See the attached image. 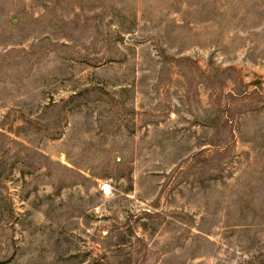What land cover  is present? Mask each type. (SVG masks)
<instances>
[{
  "label": "rangeland",
  "instance_id": "rangeland-1",
  "mask_svg": "<svg viewBox=\"0 0 264 264\" xmlns=\"http://www.w3.org/2000/svg\"><path fill=\"white\" fill-rule=\"evenodd\" d=\"M0 264H264V0H0Z\"/></svg>",
  "mask_w": 264,
  "mask_h": 264
}]
</instances>
